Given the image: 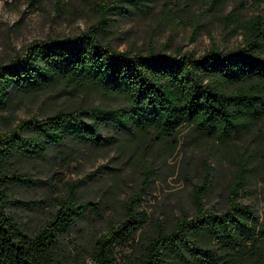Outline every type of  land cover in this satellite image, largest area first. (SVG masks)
Listing matches in <instances>:
<instances>
[{
	"label": "trees",
	"instance_id": "1",
	"mask_svg": "<svg viewBox=\"0 0 264 264\" xmlns=\"http://www.w3.org/2000/svg\"><path fill=\"white\" fill-rule=\"evenodd\" d=\"M126 0L102 1L101 22ZM139 1V0H133ZM101 24V23H100ZM243 42L224 51L212 46L166 54L118 51L101 40L99 25L73 37L35 40L8 64L0 63V109L11 91L29 94L50 86L69 92L97 89L119 97L123 105L57 111L53 115L23 119L0 133V264H83L61 253V238L96 206L80 201L83 181L67 184L58 209L35 233L23 231L9 207L31 206L12 197V187H30L35 181L14 167L20 159H38L67 139L105 147L113 142L102 129L142 136L155 133L173 138L186 128L199 138L228 144L264 118V17L254 15L241 26ZM82 116L86 117L83 118ZM229 186L224 212L205 209L202 194L210 186L212 169L196 186L195 213L184 215L169 231L158 232L127 264H241L264 260V217L239 203L247 167ZM88 174L87 178H91ZM139 197L125 202L124 219L97 237L90 251L91 264H120L117 249L134 239L147 222L138 211ZM92 206V207H91ZM84 264H86L84 262Z\"/></svg>",
	"mask_w": 264,
	"mask_h": 264
},
{
	"label": "rangeland",
	"instance_id": "2",
	"mask_svg": "<svg viewBox=\"0 0 264 264\" xmlns=\"http://www.w3.org/2000/svg\"><path fill=\"white\" fill-rule=\"evenodd\" d=\"M102 1L0 0V63L8 64L35 40L73 37L97 24L102 42L118 51H147L153 47L166 54H203L212 46L228 51L242 44L244 29L240 26L246 20L254 15L264 17V0H126L103 23ZM121 105V98L97 89L72 93L50 86L29 94L13 90L6 107L0 109V133L23 119L44 118L60 110ZM101 132L113 138L108 146L67 139L53 146L44 158L20 159L13 164L35 181L30 187L11 189L13 198L31 206L9 207L19 227L30 235L58 209L67 184L83 181L79 200L93 203L96 210H89L61 238L64 256L91 264L95 239L124 219L125 202L136 196L138 211L148 220L130 244L117 249L118 262L127 264L158 228L167 232L184 215H194V188L203 184L209 167L212 178L202 194V203L210 211H226L229 186L238 174L240 157L247 173L238 202L263 219L264 118L225 145L196 137L186 128L173 138L155 133L137 137L126 131ZM241 264H264V260Z\"/></svg>",
	"mask_w": 264,
	"mask_h": 264
}]
</instances>
